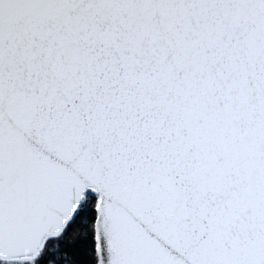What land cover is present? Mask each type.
Listing matches in <instances>:
<instances>
[{
    "label": "snow or ice",
    "instance_id": "6c2138e0",
    "mask_svg": "<svg viewBox=\"0 0 264 264\" xmlns=\"http://www.w3.org/2000/svg\"><path fill=\"white\" fill-rule=\"evenodd\" d=\"M0 264H264V0H0Z\"/></svg>",
    "mask_w": 264,
    "mask_h": 264
}]
</instances>
